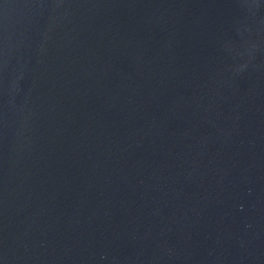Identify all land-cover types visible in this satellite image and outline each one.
Segmentation results:
<instances>
[{
  "label": "water",
  "instance_id": "water-1",
  "mask_svg": "<svg viewBox=\"0 0 264 264\" xmlns=\"http://www.w3.org/2000/svg\"><path fill=\"white\" fill-rule=\"evenodd\" d=\"M0 264H264V0H0Z\"/></svg>",
  "mask_w": 264,
  "mask_h": 264
}]
</instances>
